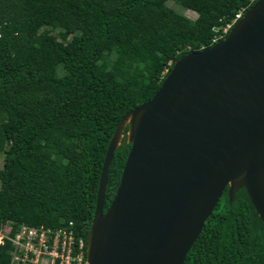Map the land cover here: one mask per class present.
I'll return each mask as SVG.
<instances>
[{
  "label": "trees",
  "instance_id": "trees-1",
  "mask_svg": "<svg viewBox=\"0 0 264 264\" xmlns=\"http://www.w3.org/2000/svg\"><path fill=\"white\" fill-rule=\"evenodd\" d=\"M168 1L0 0V228L72 220L86 249L120 119L154 95L178 57L226 37L253 3L172 0L196 12L192 20ZM44 27L60 28L59 38ZM129 148L124 132L104 211ZM9 247L0 244V264ZM183 264H264V223L245 188L231 201L224 189Z\"/></svg>",
  "mask_w": 264,
  "mask_h": 264
},
{
  "label": "water",
  "instance_id": "water-1",
  "mask_svg": "<svg viewBox=\"0 0 264 264\" xmlns=\"http://www.w3.org/2000/svg\"><path fill=\"white\" fill-rule=\"evenodd\" d=\"M124 132L130 148L104 211ZM226 187L230 201L245 188L264 223V0L214 45L178 57L154 95L120 119L84 264H183Z\"/></svg>",
  "mask_w": 264,
  "mask_h": 264
},
{
  "label": "built area",
  "instance_id": "built-area-1",
  "mask_svg": "<svg viewBox=\"0 0 264 264\" xmlns=\"http://www.w3.org/2000/svg\"><path fill=\"white\" fill-rule=\"evenodd\" d=\"M242 14L240 10L233 22ZM10 225L0 228V244L8 241L10 245L9 264L85 263V240L78 234L72 220L57 227L21 223L12 234Z\"/></svg>",
  "mask_w": 264,
  "mask_h": 264
},
{
  "label": "rangeland",
  "instance_id": "rangeland-1",
  "mask_svg": "<svg viewBox=\"0 0 264 264\" xmlns=\"http://www.w3.org/2000/svg\"><path fill=\"white\" fill-rule=\"evenodd\" d=\"M167 5L169 7H171V8H173L178 13H180V14H182V15H184V16L192 19V20L197 17V13L196 12H194V11L184 7V6H182L181 4H179V3L175 2V1L169 0L167 2ZM44 28L49 29L53 35H55L56 37L59 38V29L60 28H49V27H44ZM0 158H1L0 162H1V165H2V155H1Z\"/></svg>",
  "mask_w": 264,
  "mask_h": 264
}]
</instances>
